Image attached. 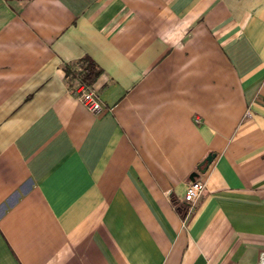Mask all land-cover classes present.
I'll return each mask as SVG.
<instances>
[{"label":"crops","instance_id":"0c3cea01","mask_svg":"<svg viewBox=\"0 0 264 264\" xmlns=\"http://www.w3.org/2000/svg\"><path fill=\"white\" fill-rule=\"evenodd\" d=\"M86 56L99 113L66 73ZM261 250L264 0H0V264Z\"/></svg>","mask_w":264,"mask_h":264},{"label":"built area","instance_id":"2783aa9c","mask_svg":"<svg viewBox=\"0 0 264 264\" xmlns=\"http://www.w3.org/2000/svg\"><path fill=\"white\" fill-rule=\"evenodd\" d=\"M74 96L86 108L94 113H99L104 109L100 94L94 85L87 83H79L73 92ZM205 182L200 179L192 180L186 187L184 199L189 204L193 205L203 194ZM256 264H264V250H261Z\"/></svg>","mask_w":264,"mask_h":264},{"label":"trees","instance_id":"16d2710c","mask_svg":"<svg viewBox=\"0 0 264 264\" xmlns=\"http://www.w3.org/2000/svg\"><path fill=\"white\" fill-rule=\"evenodd\" d=\"M102 71V68L96 63V61L89 56L82 58L77 67H66L67 75L75 76L78 78L79 83H87L91 85H95V82Z\"/></svg>","mask_w":264,"mask_h":264},{"label":"water","instance_id":"95a60500","mask_svg":"<svg viewBox=\"0 0 264 264\" xmlns=\"http://www.w3.org/2000/svg\"><path fill=\"white\" fill-rule=\"evenodd\" d=\"M215 153H210L207 158L203 161V164L205 165L204 168H202V171L205 172L208 169L209 164L212 162L213 158L215 157ZM196 173L192 174L191 178L192 180H195Z\"/></svg>","mask_w":264,"mask_h":264}]
</instances>
